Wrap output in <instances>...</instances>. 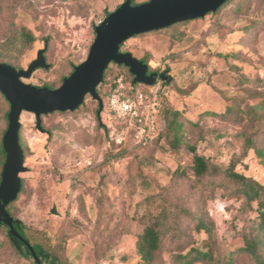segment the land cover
<instances>
[{
	"label": "rangeland",
	"instance_id": "obj_1",
	"mask_svg": "<svg viewBox=\"0 0 264 264\" xmlns=\"http://www.w3.org/2000/svg\"><path fill=\"white\" fill-rule=\"evenodd\" d=\"M124 1L0 0V61L26 69L46 47L49 67L24 81L59 87L73 64L87 58L96 26ZM231 6L121 46L167 75L169 105L184 125L178 148L170 145L171 136L141 147L112 144L105 108L99 115L93 97L75 111L42 115L44 130L34 113H22L27 169L10 208L32 242L56 254L60 264H145L137 251L139 234L147 214L164 209L167 231L153 264H179L176 255L193 246L210 244L219 258L243 245L256 205L233 195L222 173L196 176L189 149L194 146L222 169L234 164L264 185V165L246 145L248 136L264 145V110L257 117L247 113L264 97V0H235ZM23 28L34 33V42L22 36ZM126 67L113 62L109 71ZM228 104L236 109L227 120L205 113L224 112ZM6 108L0 100V137ZM185 210L214 222V241L196 231L197 221ZM237 262L249 264L246 255ZM0 264L35 262L15 250L3 230Z\"/></svg>",
	"mask_w": 264,
	"mask_h": 264
},
{
	"label": "water",
	"instance_id": "obj_2",
	"mask_svg": "<svg viewBox=\"0 0 264 264\" xmlns=\"http://www.w3.org/2000/svg\"><path fill=\"white\" fill-rule=\"evenodd\" d=\"M225 2L226 0H149L133 5L132 0H125L96 26V38L87 58L54 89L24 81L35 70L49 67L45 56L46 47L39 50L37 58L26 69H17L6 62H0V91L11 105L9 125L3 138L6 159L0 183V225L2 221L7 222L11 232L21 238L6 207L18 197L22 187L21 173L27 169L19 141L20 118L24 111L34 113L37 127L44 130L42 115L56 111H75L90 94L98 101L100 115L104 109V101L97 88L103 82L105 71L111 63L127 66L134 75V83L151 85L161 77L156 72L149 73V65L132 52L122 51L121 46L125 41L139 34L202 18L217 11ZM51 212L58 214L55 207Z\"/></svg>",
	"mask_w": 264,
	"mask_h": 264
},
{
	"label": "trees",
	"instance_id": "obj_3",
	"mask_svg": "<svg viewBox=\"0 0 264 264\" xmlns=\"http://www.w3.org/2000/svg\"><path fill=\"white\" fill-rule=\"evenodd\" d=\"M234 1L235 0H226V2L217 11L211 13L221 12L222 10L226 9L228 6H231ZM132 4L138 5L141 3L137 2L136 0H132ZM112 12L113 11H108L106 13V16H108ZM188 21L176 23L163 29L172 28L181 25L183 23H186ZM21 34L28 43H32L35 41L34 33L27 30L26 28L22 29ZM140 60L144 61L146 64L149 65V62L147 60L144 59H140ZM6 63L14 66L17 69H22V67L17 66L8 61H6ZM76 66H77L76 64H73L70 73L67 74L65 77H63L62 82L66 77H68L74 71ZM109 67L105 71L103 82L97 88V91L102 97L105 106L107 99L115 85V78L118 75L117 71L111 74L109 71L110 69ZM40 69H47V68H40ZM37 70H35L33 74ZM151 72H156L159 75H161L159 80L163 82H167L170 85V82L167 79V75L162 74L160 71H158L155 68H152L149 65V73ZM118 73H123L125 74V76L129 81L131 82L134 81V75L131 74L128 67H126L125 71H120ZM36 86L49 87L52 89L57 88L56 86H53L48 83L42 85H36ZM88 97H92V96L88 94L86 98ZM86 98L84 102L86 101ZM169 99L170 98H166L163 101L164 103L163 115L165 118V127L160 132L159 136L156 139H154V141L151 144L159 141L164 142L168 139L169 136H171L170 145L174 148H178L183 141L184 125L179 120L180 112L178 110H172V108L170 107ZM0 100H2V102L7 107L5 113L3 114V118L6 121L8 128L11 105L1 91H0ZM96 104H97V108H99V104L97 100H96ZM235 109L236 108L234 105L228 104L224 112L219 113V112L209 111L205 113L218 116L227 120L229 115L233 113ZM260 109L264 110V97L258 99L256 104H254L252 108L250 107L247 113L249 114V116L257 117L259 116L258 110ZM56 112H61V111H56ZM7 128L3 131V134L0 137V183L2 180L3 165L6 159V152L3 145V138L7 131ZM110 140L112 144L120 145L116 143L113 139L110 138ZM19 141L23 148L24 155L26 156L27 144L22 136L21 131L19 133ZM246 145L248 148L254 150L255 154L257 155L258 158H260L261 163L264 165V145L263 146L258 145L255 142V140L250 136L246 138ZM134 147H141V146H134ZM189 149L193 154L192 167L196 176L202 178L210 173L212 175L222 173L223 181L225 184L231 187L233 195L242 198L243 203L248 205L249 207L254 208V204L256 205L255 208L256 214L251 221V225L247 228L246 232H244L243 245L231 251L227 256H220L219 258H216L212 245L209 244L206 249H203L199 246H193L185 252L178 253L176 255V261L179 264H194L195 262H203L205 264H238L237 262L238 257L242 255H246L249 264H264V185L258 182L257 180H255L254 178L236 171L234 164H231V166L228 167L227 169H222L221 167L212 163L209 158L205 157L202 154H199L194 146H190ZM23 187H24V180L22 178L21 191ZM13 202L14 201L9 203L6 209L7 212L10 214V216L13 218L14 227L21 235V238L15 236L11 232V227L5 221H2L0 225V232L4 230L6 237L9 239L14 249L28 258H32L35 264H60L59 257L56 254L48 250V248H46L43 244L32 242L25 224L21 222L11 211L10 207ZM185 213L187 215L192 216L197 221L195 224L196 231L198 232L204 231L207 234L209 240L211 241L215 240V224L212 220L208 219L202 214H193L188 210H185ZM167 219L168 218H167L166 209L162 210L158 214H150V213L147 214V220L144 223L143 231L139 234L137 240V251L141 257V260L145 264H153L156 261L157 254L162 249L164 235H165L164 233L165 231H167L166 230L167 228H165Z\"/></svg>",
	"mask_w": 264,
	"mask_h": 264
},
{
	"label": "built area",
	"instance_id": "obj_4",
	"mask_svg": "<svg viewBox=\"0 0 264 264\" xmlns=\"http://www.w3.org/2000/svg\"><path fill=\"white\" fill-rule=\"evenodd\" d=\"M117 74L106 106L104 103L110 138L118 144L147 146L165 127L163 101L170 98L171 87L160 77L151 85L135 87L137 83L129 81L125 74Z\"/></svg>",
	"mask_w": 264,
	"mask_h": 264
}]
</instances>
